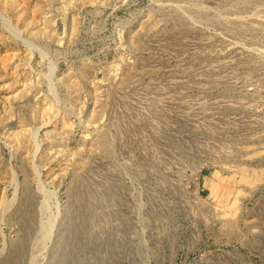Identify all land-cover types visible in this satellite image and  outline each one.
Masks as SVG:
<instances>
[{"label": "rangeland", "instance_id": "1", "mask_svg": "<svg viewBox=\"0 0 264 264\" xmlns=\"http://www.w3.org/2000/svg\"><path fill=\"white\" fill-rule=\"evenodd\" d=\"M0 264H264V0H0Z\"/></svg>", "mask_w": 264, "mask_h": 264}]
</instances>
